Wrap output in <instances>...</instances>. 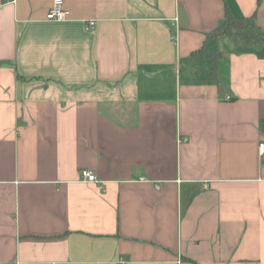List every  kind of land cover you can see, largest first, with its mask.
<instances>
[{
	"label": "crops",
	"instance_id": "0c3cea01",
	"mask_svg": "<svg viewBox=\"0 0 264 264\" xmlns=\"http://www.w3.org/2000/svg\"><path fill=\"white\" fill-rule=\"evenodd\" d=\"M52 2L0 6V264H264V44L191 58L264 0Z\"/></svg>",
	"mask_w": 264,
	"mask_h": 264
},
{
	"label": "trees",
	"instance_id": "16d2710c",
	"mask_svg": "<svg viewBox=\"0 0 264 264\" xmlns=\"http://www.w3.org/2000/svg\"><path fill=\"white\" fill-rule=\"evenodd\" d=\"M219 36L232 38L238 46L264 44V32L257 26L253 15H235L226 8L217 28L208 34L199 49L191 53L192 60L199 65L197 77L199 80L219 81L217 61L222 53L208 44L210 39Z\"/></svg>",
	"mask_w": 264,
	"mask_h": 264
},
{
	"label": "built area",
	"instance_id": "2783aa9c",
	"mask_svg": "<svg viewBox=\"0 0 264 264\" xmlns=\"http://www.w3.org/2000/svg\"><path fill=\"white\" fill-rule=\"evenodd\" d=\"M8 0H0V6L4 5ZM48 16L51 19L62 20L67 17V10L64 8V0H53L52 5L48 11ZM86 29H91L96 24V19H88L86 21ZM172 40L175 35L171 37ZM260 151H264V143L260 144ZM82 180L88 182L98 183L99 187L103 189L105 187L104 182L98 177V175L90 169H82L81 171ZM50 264H60L58 262H52Z\"/></svg>",
	"mask_w": 264,
	"mask_h": 264
}]
</instances>
